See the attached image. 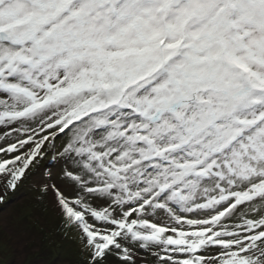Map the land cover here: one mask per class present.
I'll use <instances>...</instances> for the list:
<instances>
[{"label":"snow or ice","instance_id":"obj_1","mask_svg":"<svg viewBox=\"0 0 264 264\" xmlns=\"http://www.w3.org/2000/svg\"><path fill=\"white\" fill-rule=\"evenodd\" d=\"M49 154L88 264H264V0H0V204Z\"/></svg>","mask_w":264,"mask_h":264},{"label":"rangeland","instance_id":"obj_2","mask_svg":"<svg viewBox=\"0 0 264 264\" xmlns=\"http://www.w3.org/2000/svg\"><path fill=\"white\" fill-rule=\"evenodd\" d=\"M37 159L17 191H9L5 196V204L13 202L8 207L0 204V264H88L79 230L68 226L54 192H42L44 183H61L56 168H52L51 181L44 178L51 155ZM146 264H156L155 257L148 255Z\"/></svg>","mask_w":264,"mask_h":264},{"label":"trees","instance_id":"obj_3","mask_svg":"<svg viewBox=\"0 0 264 264\" xmlns=\"http://www.w3.org/2000/svg\"><path fill=\"white\" fill-rule=\"evenodd\" d=\"M88 262V261H87Z\"/></svg>","mask_w":264,"mask_h":264}]
</instances>
